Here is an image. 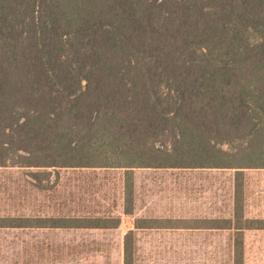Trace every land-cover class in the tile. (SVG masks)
Returning <instances> with one entry per match:
<instances>
[{"label":"trees","instance_id":"trees-1","mask_svg":"<svg viewBox=\"0 0 264 264\" xmlns=\"http://www.w3.org/2000/svg\"><path fill=\"white\" fill-rule=\"evenodd\" d=\"M9 164L125 169L127 215L135 169L234 170L232 219L141 218L134 229L231 230L233 264H244L245 231L264 230L245 216L244 183L264 169V0H0ZM119 224L0 216V230ZM135 241L130 230L123 264H136Z\"/></svg>","mask_w":264,"mask_h":264},{"label":"rangeland","instance_id":"rangeland-1","mask_svg":"<svg viewBox=\"0 0 264 264\" xmlns=\"http://www.w3.org/2000/svg\"><path fill=\"white\" fill-rule=\"evenodd\" d=\"M125 172L0 167V216L120 222L112 229H2L0 264H123L124 237L130 230L135 231L136 264L234 263V231L134 229L141 218L232 219L234 170L135 169L132 215L125 213ZM244 174L245 216L264 219V169ZM243 251L244 264H264V231H246Z\"/></svg>","mask_w":264,"mask_h":264},{"label":"crops","instance_id":"crops-1","mask_svg":"<svg viewBox=\"0 0 264 264\" xmlns=\"http://www.w3.org/2000/svg\"><path fill=\"white\" fill-rule=\"evenodd\" d=\"M256 219H260V218H256ZM263 219V218H262ZM247 231H264V230H247ZM246 232V231H245Z\"/></svg>","mask_w":264,"mask_h":264}]
</instances>
